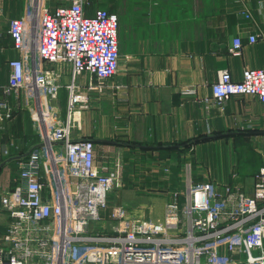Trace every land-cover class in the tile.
<instances>
[{
  "label": "crops",
  "instance_id": "crops-1",
  "mask_svg": "<svg viewBox=\"0 0 264 264\" xmlns=\"http://www.w3.org/2000/svg\"><path fill=\"white\" fill-rule=\"evenodd\" d=\"M107 1L87 0V13L96 6L116 12V0ZM37 2L53 9L68 0H0V99L13 110L11 119L0 120V189L19 184V159L42 141L23 93L5 92L8 61L18 57L9 20L31 15ZM119 8V67L101 88L89 89L85 74L69 88V66L53 65L60 86L51 104L63 122L71 120L72 137L92 139L100 164L123 163L116 199L108 202L134 195L137 206L129 212L160 228L168 193L188 180H216L251 193L264 166L254 149L264 135V104L249 95H234L222 106L205 99L219 70L239 80L245 67H264V0H121ZM253 34L257 41L249 43ZM235 37L242 41L238 56L229 53ZM72 95L82 98L72 103ZM9 221L0 211V234ZM103 226L94 228L108 231Z\"/></svg>",
  "mask_w": 264,
  "mask_h": 264
},
{
  "label": "built area",
  "instance_id": "built-area-1",
  "mask_svg": "<svg viewBox=\"0 0 264 264\" xmlns=\"http://www.w3.org/2000/svg\"><path fill=\"white\" fill-rule=\"evenodd\" d=\"M87 5L68 0L51 9L37 2L31 15L9 20L18 57L8 61L5 92L23 93L42 141L19 159V184L0 189V211L10 217L0 234V264H264V166L251 193L216 180L171 190L160 228L108 202L122 161L100 164L94 141L74 139L71 120L63 122L51 104L60 86L56 63L69 66V88L84 74L89 89L101 88L118 71V14L103 6L88 14ZM257 38L250 35L249 43ZM241 49L233 38L229 53ZM210 88L205 102L217 106L234 95L264 104V67H245L239 80L221 69ZM81 98L72 95L71 102ZM12 116L0 99V120ZM103 224L112 234L94 228Z\"/></svg>",
  "mask_w": 264,
  "mask_h": 264
},
{
  "label": "rangeland",
  "instance_id": "rangeland-1",
  "mask_svg": "<svg viewBox=\"0 0 264 264\" xmlns=\"http://www.w3.org/2000/svg\"><path fill=\"white\" fill-rule=\"evenodd\" d=\"M120 1L121 0H116L115 1V3H113L112 5L115 7L114 9H116L117 11V13H118V15H119V11H120V8H119V6H120ZM107 3H112L111 2V0H108L107 1ZM113 8V7H112ZM262 138H264V135H262L261 136V139H260V142L259 143H257V146L256 147H254V149H255V151L262 157V158H264V142H262ZM262 153V154H261ZM117 184V183H116ZM120 186V183L118 184V186H115V187H113V189L108 193V200L110 199V198H115V193H116V191H117V187H119ZM119 189V188H118ZM116 190V191H115ZM118 196H119V201H120V203L121 204H123V205H125L127 208H129V209H135L136 208V204H135V202H133V201H135V197L136 196H134V195H131V197L130 196H127V195H124L123 196V193H120V195L118 194ZM130 197V198H129ZM129 198V201H127V200H125V199H128ZM116 199V198H115ZM125 201V202H124ZM107 210H109V209H107ZM132 213V212H131Z\"/></svg>",
  "mask_w": 264,
  "mask_h": 264
}]
</instances>
